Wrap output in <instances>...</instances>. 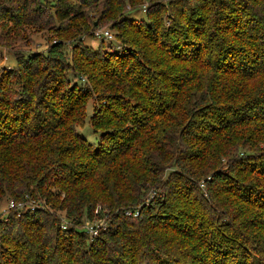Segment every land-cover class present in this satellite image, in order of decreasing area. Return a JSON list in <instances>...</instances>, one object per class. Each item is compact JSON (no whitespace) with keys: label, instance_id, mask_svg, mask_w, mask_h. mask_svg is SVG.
Instances as JSON below:
<instances>
[{"label":"trees","instance_id":"16d2710c","mask_svg":"<svg viewBox=\"0 0 264 264\" xmlns=\"http://www.w3.org/2000/svg\"><path fill=\"white\" fill-rule=\"evenodd\" d=\"M141 1L0 0L19 40L30 24L72 42L14 51L0 76V201L38 203L0 217V264H264L263 230H219L234 198L264 209V190L241 182L264 178V160H245L264 156V0H150L144 24L117 22ZM90 14L132 45L86 47ZM89 100L96 143L77 129ZM96 205L107 226L90 236Z\"/></svg>","mask_w":264,"mask_h":264},{"label":"rangeland","instance_id":"374dc122","mask_svg":"<svg viewBox=\"0 0 264 264\" xmlns=\"http://www.w3.org/2000/svg\"><path fill=\"white\" fill-rule=\"evenodd\" d=\"M43 3H46L51 8H53L56 0H41ZM168 1V0H163ZM177 1V0H176ZM165 2V3H166ZM150 5V0H142L140 3L133 5H127L124 12L125 14L121 15L117 22L121 23L123 19H131L133 21L140 22L139 24H144L145 22V13L147 6ZM135 7V8H134ZM173 12L169 9H165L163 12V21H161L160 28H163L166 24H168L167 16L171 15ZM90 22V27L86 30V33L81 34L80 40L81 42L88 47L91 48L92 51H96V53H100V55H105L104 57H109V54H114L122 50L125 46L128 47L132 44H130V36L126 35L125 31L120 30L121 26H124L123 24L121 26H112L111 20L107 22H101L99 21L95 16L90 14V17L88 19ZM165 23V24H164ZM164 25V26H163ZM130 26L127 25V29H129ZM16 31L20 34V28H16L13 30V27L9 28V24H5L3 27L0 25V76L3 72H7L10 70H15V67L17 65L16 60L14 58L13 52L14 51H20L24 54L28 53H35L38 51L45 52V49L47 48V45L63 41L65 43V46L67 49H70L71 40L67 39L66 36H60L59 34L55 33L53 30H37L30 24L26 25L25 27V39L19 40V38L16 36ZM108 31L111 34V38L105 37L104 32ZM3 37V38H2ZM11 42V43H6ZM14 41V42H13ZM77 55V54H76ZM77 57V56H76ZM73 70H69L68 73H71ZM74 72V71H73ZM75 73V72H74ZM82 76V77H80ZM76 81H81L87 83L86 74L73 76ZM72 82V80H71ZM87 116L84 121V125L82 127H78V132L86 138L91 143L97 142V134L93 131L90 123H89V116L92 113V102L91 100L87 103ZM31 122L35 121L34 115L31 116ZM259 147H261L262 150H264L263 145L261 144ZM246 148L239 149L238 150V156L241 158H244ZM248 161L250 165L255 166L258 162H262L264 160V156L259 153V151L255 152L253 156L245 159ZM226 171L227 167H223ZM251 179L254 178L257 181L263 180L264 178H260L256 173L250 174ZM251 179L245 181H241L244 183V185H249L251 188H260L264 190V186L262 184H257L254 182H251ZM240 180V179H238ZM261 186V187H260ZM153 197V195L151 196ZM13 201L18 205L17 208H11L10 207V201ZM150 200H146V204H150ZM234 203L236 209L234 210V215L238 216L237 219L229 218L228 215L223 216V219L220 223L219 230L221 231V234L223 236H228V234L231 236L232 232L235 231L236 233H240L243 235H247V227H257L260 230H263L264 233V209H262L263 213L261 215H258L260 213V210L257 211V215L254 216L252 210H248L245 207V203L241 198H234ZM38 203H36L35 200H14L12 198L10 199H3L0 201V217H4L5 215H8L13 211H17V214L21 213L25 210H34L35 206ZM42 206V205H40ZM216 207V206H214ZM213 207V208H214ZM48 208V206H47ZM49 209V208H48ZM96 209H98V215L93 218V222L96 224H100L102 229L106 228V213L107 210L103 209L101 205H96ZM50 212L54 211L53 209L49 210ZM152 213H158L157 210H152ZM210 239V238H209ZM209 239L206 243L209 242ZM221 248H225L226 252H229L230 248L229 246L225 247L220 245ZM210 255V254H207ZM231 259V258H229ZM232 263V262H231ZM181 264V263H180ZM186 264H193L192 262L187 261ZM204 264H212L211 260H208L207 263Z\"/></svg>","mask_w":264,"mask_h":264},{"label":"built area","instance_id":"2783aa9c","mask_svg":"<svg viewBox=\"0 0 264 264\" xmlns=\"http://www.w3.org/2000/svg\"><path fill=\"white\" fill-rule=\"evenodd\" d=\"M104 36L105 37H108V38H111V34L108 32V31H105L104 33ZM10 207L11 208H17L18 205L16 203H14L12 200L10 201ZM98 209H94V215L97 216L98 215ZM125 213L127 215H133V216H137L138 215V209H127L125 211ZM61 227L62 228H65L66 227V224L64 222L61 223ZM102 226L100 224H96L95 222H87L85 223L84 225V228L87 230V232L89 233L90 236H95L98 234V231L99 229L101 228Z\"/></svg>","mask_w":264,"mask_h":264}]
</instances>
